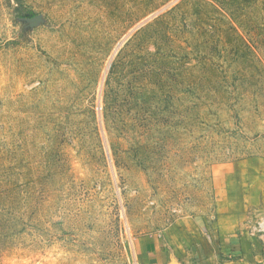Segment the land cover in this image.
I'll return each instance as SVG.
<instances>
[{
  "label": "rangeland",
  "instance_id": "rangeland-1",
  "mask_svg": "<svg viewBox=\"0 0 264 264\" xmlns=\"http://www.w3.org/2000/svg\"><path fill=\"white\" fill-rule=\"evenodd\" d=\"M262 218L264 0H0V264H259Z\"/></svg>",
  "mask_w": 264,
  "mask_h": 264
},
{
  "label": "crops",
  "instance_id": "crops-1",
  "mask_svg": "<svg viewBox=\"0 0 264 264\" xmlns=\"http://www.w3.org/2000/svg\"><path fill=\"white\" fill-rule=\"evenodd\" d=\"M214 233V232H213ZM187 245L179 252L172 248V240L167 234L154 237L142 238L138 246L140 254L146 264H221L219 254H211L208 259L201 258L198 251H194L192 244L186 240ZM190 248L192 251L190 252ZM180 259V260H179ZM257 263L264 264V253L256 257ZM201 261L195 262L194 261ZM228 264H238L230 262ZM249 264V263H245Z\"/></svg>",
  "mask_w": 264,
  "mask_h": 264
},
{
  "label": "built area",
  "instance_id": "built-area-1",
  "mask_svg": "<svg viewBox=\"0 0 264 264\" xmlns=\"http://www.w3.org/2000/svg\"><path fill=\"white\" fill-rule=\"evenodd\" d=\"M251 231L253 235H258V237L264 244V218H262L260 222H257V224L251 229Z\"/></svg>",
  "mask_w": 264,
  "mask_h": 264
}]
</instances>
